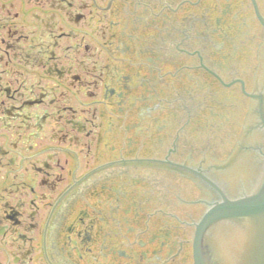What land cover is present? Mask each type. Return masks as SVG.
Wrapping results in <instances>:
<instances>
[{
	"label": "flooded vegetation",
	"instance_id": "obj_1",
	"mask_svg": "<svg viewBox=\"0 0 264 264\" xmlns=\"http://www.w3.org/2000/svg\"><path fill=\"white\" fill-rule=\"evenodd\" d=\"M263 61L264 0H0V264H196Z\"/></svg>",
	"mask_w": 264,
	"mask_h": 264
},
{
	"label": "water",
	"instance_id": "obj_2",
	"mask_svg": "<svg viewBox=\"0 0 264 264\" xmlns=\"http://www.w3.org/2000/svg\"><path fill=\"white\" fill-rule=\"evenodd\" d=\"M261 75L263 90L256 96L260 112L254 116V131L264 133V61ZM250 146L248 156L264 158V144L259 148L252 140ZM239 173L238 191L226 194L215 185L221 200L198 225L196 264H264V164ZM249 174L256 178L252 185L245 184Z\"/></svg>",
	"mask_w": 264,
	"mask_h": 264
}]
</instances>
